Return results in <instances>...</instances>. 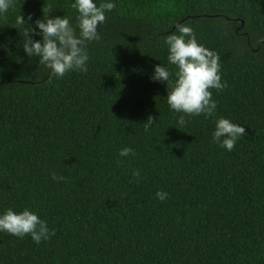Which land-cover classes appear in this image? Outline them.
I'll return each instance as SVG.
<instances>
[{
	"label": "trees",
	"instance_id": "16d2710c",
	"mask_svg": "<svg viewBox=\"0 0 264 264\" xmlns=\"http://www.w3.org/2000/svg\"><path fill=\"white\" fill-rule=\"evenodd\" d=\"M114 3L88 72L51 82L17 17L75 26L70 0H15L0 16V212L28 208L55 232L39 245L0 232V264H264V0ZM177 23L219 54L227 83L214 117L180 129L150 78L175 71L164 40ZM219 117L246 129L231 152L212 141Z\"/></svg>",
	"mask_w": 264,
	"mask_h": 264
},
{
	"label": "clouds",
	"instance_id": "9594fccd",
	"mask_svg": "<svg viewBox=\"0 0 264 264\" xmlns=\"http://www.w3.org/2000/svg\"><path fill=\"white\" fill-rule=\"evenodd\" d=\"M14 6L15 0H0V16ZM70 6L77 12L75 26L66 15H44L43 19L35 22L34 28L27 26L23 16L17 17V24L26 25L23 51L29 58H38V64L49 70V82L52 78L61 79L68 73L88 72V46L101 41L98 27L105 23L106 13L116 7L114 0H70ZM31 19L29 16L28 20ZM37 36L40 39H34ZM164 43L168 49L167 62L174 66L175 71L170 72L160 63L154 65L150 78L153 82L166 85L168 108L179 114L175 128L187 127L193 117H214L218 102L213 99L212 90L220 92L227 87V83L222 82L219 54L200 44L193 29L184 23L175 24L174 31L167 35ZM155 124L154 118L148 116L143 124L144 130L149 131ZM245 134L244 127L219 117L215 119L211 136L215 144L231 152ZM118 155L129 158L135 156L136 152L131 147H124ZM132 176L139 180L140 170H134ZM52 179L60 182L65 178L54 174ZM155 196L163 202L168 198V193L158 190ZM0 232L20 239L30 236L38 245L55 235L47 222L28 208L20 212L11 208L0 212Z\"/></svg>",
	"mask_w": 264,
	"mask_h": 264
}]
</instances>
